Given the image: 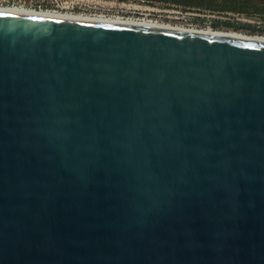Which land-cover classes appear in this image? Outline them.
<instances>
[{
  "label": "water",
  "instance_id": "1",
  "mask_svg": "<svg viewBox=\"0 0 264 264\" xmlns=\"http://www.w3.org/2000/svg\"><path fill=\"white\" fill-rule=\"evenodd\" d=\"M0 264H264V41L0 11Z\"/></svg>",
  "mask_w": 264,
  "mask_h": 264
},
{
  "label": "rangeland",
  "instance_id": "2",
  "mask_svg": "<svg viewBox=\"0 0 264 264\" xmlns=\"http://www.w3.org/2000/svg\"><path fill=\"white\" fill-rule=\"evenodd\" d=\"M84 6L86 14L117 15L121 21L126 18L118 14L141 18H127L131 22L202 31L211 28L264 39V0H89Z\"/></svg>",
  "mask_w": 264,
  "mask_h": 264
},
{
  "label": "built area",
  "instance_id": "3",
  "mask_svg": "<svg viewBox=\"0 0 264 264\" xmlns=\"http://www.w3.org/2000/svg\"><path fill=\"white\" fill-rule=\"evenodd\" d=\"M89 0H0L1 8H21L28 11H53L59 13L68 14H83L87 15L85 10V4ZM79 10V11H77ZM81 10V12H80ZM103 13H94L88 15H97ZM106 15V14H103ZM122 18H137L134 16H124V14H118ZM138 19V18H137Z\"/></svg>",
  "mask_w": 264,
  "mask_h": 264
},
{
  "label": "bare ground",
  "instance_id": "4",
  "mask_svg": "<svg viewBox=\"0 0 264 264\" xmlns=\"http://www.w3.org/2000/svg\"><path fill=\"white\" fill-rule=\"evenodd\" d=\"M0 11L2 12H11V13H24V14H34V15H39V16H51V17H58V18H67V19H76V20H95V21H102V22H113V23H131V24H137V25H141V26H151V27H160V28H170V29H179V30H193V31H199V32H203V33H212V34H216V35H221V36H233V35H227L228 33H223V32H213V29H209L207 31H202V29H193V28H186V27H177V26H159V25H163V24H159L156 25L155 23L157 22H152L149 24H143L144 21H138V22H131L128 21V19L126 18V21H121L122 19H120L119 17H115L117 15H103V14H97V15H83V14H66V13H59V12H53V11H28L25 9H21V8H1L0 7ZM121 17V16H120ZM131 18V17H129ZM137 19V18H136ZM141 19V18H138ZM239 35V34H238ZM233 37H249V38H253V39H257V40H263L264 39H260L257 37H251V36H237L234 35Z\"/></svg>",
  "mask_w": 264,
  "mask_h": 264
},
{
  "label": "flooded vegetation",
  "instance_id": "5",
  "mask_svg": "<svg viewBox=\"0 0 264 264\" xmlns=\"http://www.w3.org/2000/svg\"><path fill=\"white\" fill-rule=\"evenodd\" d=\"M26 11V10H25Z\"/></svg>",
  "mask_w": 264,
  "mask_h": 264
}]
</instances>
